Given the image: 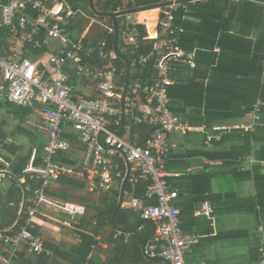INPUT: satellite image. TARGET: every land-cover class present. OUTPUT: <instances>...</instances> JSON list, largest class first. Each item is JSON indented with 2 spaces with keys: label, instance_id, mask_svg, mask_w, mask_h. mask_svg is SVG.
Segmentation results:
<instances>
[{
  "label": "built area",
  "instance_id": "obj_1",
  "mask_svg": "<svg viewBox=\"0 0 264 264\" xmlns=\"http://www.w3.org/2000/svg\"><path fill=\"white\" fill-rule=\"evenodd\" d=\"M116 1L118 7L114 13L126 10L135 0ZM178 1H164L171 4L159 11L161 18L153 36L144 38L153 41L150 55L130 64L131 68L144 67L153 59L155 74L150 82L135 79L125 87L120 81L124 73L118 66L121 53L106 38L97 40L89 32L95 23L107 36H113L115 28L111 23L74 11L67 0H0V93L5 101L29 111L33 119L26 124L47 138L41 156L37 149H32L22 176L16 178L19 185L23 186L28 179L39 181L40 186L24 188L29 197L25 198L16 230L11 234L0 232V264H17L22 254L43 253L45 241L34 232L35 224L42 226L51 220L60 227L73 229L74 220L85 216L84 205L58 201L47 195L53 183L64 176L83 180L91 193L118 192L120 208L134 209L142 221L151 222L154 231L150 243L143 247L144 256L161 257L166 264H205L186 261V256L204 236L184 232L181 209L175 204L178 192L167 182L174 175L167 170L172 152L170 138L202 131L191 127L170 109L172 65L196 68L195 53H186L178 45V36L183 33L175 19ZM77 14L89 19V25L72 38L67 25ZM126 23L117 26L118 36L126 45L136 46V26H146V20L138 22L127 16ZM79 84L91 88L94 95H78ZM126 119L152 128L142 146L120 136L119 130ZM254 119L259 120L257 116ZM67 131L81 147L82 157L77 166L54 162L57 156L71 152L74 147L65 137ZM212 140L213 137L207 136L205 144L210 146ZM239 161L252 163L254 159L246 157ZM207 165L220 166L222 162L208 161ZM12 178L8 169H0V183ZM138 180L148 182L142 199L135 193ZM118 182L119 187H115ZM126 183L129 188L125 187ZM48 211L67 220L49 217ZM196 214L214 220L208 202L200 204ZM258 230L263 233L262 227ZM85 234L97 242L92 246V251L96 250L100 238ZM260 252L258 264H264V249Z\"/></svg>",
  "mask_w": 264,
  "mask_h": 264
},
{
  "label": "trees",
  "instance_id": "obj_2",
  "mask_svg": "<svg viewBox=\"0 0 264 264\" xmlns=\"http://www.w3.org/2000/svg\"><path fill=\"white\" fill-rule=\"evenodd\" d=\"M139 5H151L157 0H135ZM74 11L83 10L87 15L99 20H109L106 17H97L90 10L88 0H69ZM96 0V7L105 14L116 11L118 4L115 0L100 2ZM151 15L153 12L150 13ZM146 13L141 14L145 20ZM176 24L183 28V33L178 36V45L186 53H195L196 69L187 72V66L181 64L172 65V75L176 77L175 84L169 88L170 109L177 115L183 117L190 126H204L211 130L213 125H228L232 121L243 118L255 111L259 106L261 125L252 131L229 130L215 133L219 140L211 141L212 148L206 149L204 142L206 134H187L184 136L183 145L171 153L167 170L172 173H180L177 178L167 179L168 184L178 192L177 206L181 209V227L186 233H197L208 236L212 232L210 220L199 216L195 212L200 204L209 202L214 210V216L224 214H242L255 218V229L263 225L264 234V167L256 164L251 171L240 172L238 158L253 155L258 163L264 162V5L248 0H206L189 3L180 6L175 12ZM87 20L77 14L69 19L67 28L72 35H79L84 29ZM152 26L148 21L146 22ZM234 25V28H232ZM140 33L136 46L126 45L119 38L117 43L118 51L132 64L139 57L150 55L153 41L144 40V27L138 26ZM98 37H106L103 28L96 26L94 29ZM110 46L113 45V38L106 37ZM113 47V46H112ZM215 47L219 48L215 52ZM124 63H119V69L124 70ZM185 70L187 78L179 79V73ZM155 74L154 60H150L144 67L136 66L129 76V81L141 79L149 82ZM0 109H9L18 118L16 130L9 134L3 130L8 122L0 121V139L5 140L8 135L25 137L30 143H34L36 136L32 130L24 126L26 119L31 113L14 104L3 102ZM8 110V111H9ZM9 111V113H11ZM152 132V128L144 124H136L126 119L119 130V134L125 137L130 143L142 146L146 138ZM66 137L74 139L73 135L66 134ZM8 151L13 160L5 155L2 156L10 165L8 170L13 176L11 187L5 194L0 192V231L11 234V228L19 218V211L22 203V188L30 187L36 189L40 186L39 181L26 179L25 183L19 185L16 178L22 176L29 154H23L22 148L16 145L10 146ZM41 152V147L39 148ZM205 158L210 161L223 160L224 165L218 169L207 170L203 168L198 172L186 175L185 170L192 166V159ZM65 165H76V162L68 155L60 154L58 161ZM3 165L0 162V169ZM221 175L230 176L235 181H254L256 196L248 199L238 197L234 192L224 195H213L211 181ZM15 178V179H14ZM57 183L66 186L71 190L84 189V181L77 180L70 176L61 177ZM127 184V183H126ZM125 184V187H126ZM139 194L144 195V189L148 185L146 181L138 180ZM27 196L29 193L26 192ZM54 196L66 200L69 196L64 192L52 193ZM109 197H108V196ZM102 195L98 200L84 198L86 215L77 217L74 220L73 229L89 230L94 234L101 233L108 224H116L119 231L131 232L135 226L141 223L136 230H147L146 239L153 235V224L142 221L140 214L138 219L132 223L119 225V215L125 216L126 212H116L117 206L114 199H118V192L112 195ZM155 203V200L151 201ZM100 203V205H98ZM12 204V206H10ZM116 214L114 215V213ZM93 223H95L93 225ZM123 223V220H122ZM121 227V228H120ZM80 243L73 252L74 264H93L91 253L95 241L86 234L78 233ZM246 232L243 237L249 238ZM150 237V238H151ZM254 237V247L250 252V258L242 264H258L261 258V235ZM145 239V240H146ZM2 245L0 243V256ZM45 252L40 255L25 256L36 257L37 260L27 261L28 264H45ZM72 256V254H71ZM71 260V257H70Z\"/></svg>",
  "mask_w": 264,
  "mask_h": 264
},
{
  "label": "crops",
  "instance_id": "obj_3",
  "mask_svg": "<svg viewBox=\"0 0 264 264\" xmlns=\"http://www.w3.org/2000/svg\"><path fill=\"white\" fill-rule=\"evenodd\" d=\"M67 1L71 5L69 0H67ZM164 1L165 0H157L156 3L151 4V5H139L136 1H134V3L130 4L129 7L126 8V10H124V11H131V10H135L138 8H143V7H148V6H152V5L167 3ZM203 1H206V0H203ZM232 1L237 2L234 0H232ZM95 3H96V0H93V5H94L95 10L97 12L103 13L96 7ZM193 3H195V2H193ZM88 6H89V10L91 11L89 0H88ZM180 6H184V5H180ZM163 8L151 9V10H146V11L132 13L129 15H124V16L118 17L116 20L117 26L118 25H126L127 24L126 23L127 16L130 17L131 19L135 20V21L141 22V21H143V19L141 18V14L146 13L145 20H146V22L147 21L150 22V24L152 26L148 27L147 25L143 26L142 24H137V26H136V31H137L136 41L140 36V33L138 31V28H137L138 26L144 27L145 35L143 38H146L147 35L153 36V34L155 32L156 23L161 18V14L159 11L162 10ZM77 11H79L83 14H86V13H84L83 10L78 9ZM114 12L115 11H113L112 13H114ZM151 12H153L152 15L150 14ZM112 13H110V14H112ZM87 16H89L90 18H95V17L90 16V15H87ZM95 16H97V15H95ZM97 17H99V16H97ZM105 17L109 20L107 21L106 19L105 20H99L97 18H95V19L97 21L104 22V23L107 22L108 24L111 23L113 25L111 18H109L108 16H105ZM147 18H148V20H147ZM88 25H89V23H88ZM176 25L181 27L179 24H176ZM86 26H84V29ZM232 28H234V25H232ZM92 29H93V25L91 26V29L89 30V32L91 33V37H94L97 40L103 39L106 37H111V36H107L105 34V32H103V34L106 37H98V35L95 34V32H93ZM82 32H81V34H82ZM79 35H76V34L72 35V33L70 32V37H72V38H75ZM114 36L115 35L112 36L113 48H114ZM119 38L120 37L118 36V40H119ZM117 43H118V41H117ZM214 50H215V52H218L219 48L215 47ZM121 61H122V63H124L123 64L124 70H126L125 62L122 58L119 61V63ZM119 63H118V66H119ZM129 64H131V63L129 62ZM186 68H188L186 70L187 72H191V71L196 69L195 68V69L191 70L189 67H186ZM132 70H133V68L130 67V73L132 72ZM172 70H173V68H172ZM186 71L182 70V72L179 73V79L181 78L182 81L185 80L184 78H187ZM123 73H124V76L122 78H120V81L125 83L126 73L125 72H123ZM130 73H129V76H130ZM171 75H172V71H171ZM172 80H173V85H174L175 81H176V77L174 79L172 78ZM143 82H145V81H143ZM145 83H147V82H145ZM78 95H85L87 97H90V96L94 95V91H92L91 88L86 87L85 84H79L78 85ZM0 98H2V102H0V104H2L3 102H7V101H5V98L2 96L1 93H0ZM257 106L258 107L256 108L255 111L251 112L250 114L246 115L243 118L232 121L228 125L216 124V125H213L211 130L206 129L204 126H200L198 128H202V131L194 132L191 134H206V136H211V137H213V139L219 140V135L214 136L215 133H219L222 131H229V130H245V131L249 130V131H252L258 125L262 124L261 123L262 120H260V116L258 114L260 105L257 104ZM8 110L9 109H0V121L6 120L8 122V124L6 126H3V130L6 134H9L11 131H13V129L16 130V127H17L16 124L18 123V118H16V116L13 115L12 111L9 110L11 112V113H9ZM254 116H257L259 118V120L256 121L254 119ZM179 117H181V116H179ZM181 118L183 119V117H181ZM30 119H33V117L31 116L30 118L26 119V121L30 120ZM26 121L24 124V126L26 128H28L32 131L36 130L33 127L28 126L26 124ZM191 127H193V126H191ZM68 133H69V135H73L71 132L67 131V134ZM19 138H25V137L16 136L15 138H13V137L8 135V138H6L5 140L0 139V162L3 165L2 169H8V167L10 165L6 160H4L2 158V156L5 155L6 157H9L13 160V158H12L13 156L8 151V148L10 146H13V145H16L19 147L22 146ZM66 138H68L72 142L74 147L72 148L71 152L66 153L65 155L66 156L69 155L71 157V159H73V161L76 162V165H73V166H77L81 160V157H82L81 147L75 142V137H74V139H71L69 136ZM179 138H184V137H172V138H170V143L172 145V152L171 153L176 152V150H178V148H180L183 145V142L178 141ZM25 140L28 141L27 138H25ZM46 140H47V138H46ZM205 142H204V145H205L206 149L212 148V145L207 146L205 144ZM43 146H32L29 149L28 154H30L32 149H37V151H38L39 148L41 147V152L39 153V151H38V154L41 156V154L43 153ZM246 157L254 159V162H252V163L244 162L243 163V162L239 161V158H238L236 160V162L239 164V171L240 172L251 171L253 169V167L256 166V164H260V166L264 167V162L258 163L253 155L245 156L244 158H246ZM58 158H59V156H57L54 159L55 163H57ZM240 159H243V157ZM208 161H210V160L205 159V158H194V159H192V166L187 168L190 170V173L186 172L187 171V169H186L185 174L189 175V174H192L194 172H198V171L202 170L203 168H207V170L212 169V168L218 169V168L222 167L225 163V161H223V160H215V161H221L222 165H220V166H209V165H207ZM6 164H7V166H6ZM242 169H244V170H242ZM173 174L174 175L171 178H177L178 176L181 175L180 173H175V172ZM263 174H264V169H263ZM11 180L12 179H7V180L0 183V192L1 193L5 194L6 191H8V189L11 187V183H12ZM24 183H25V181H24ZM115 187H119V182L116 183ZM126 188H129L128 184H126ZM22 190H23V195H22L23 197H22V203H21L19 214L21 213L22 206L25 204L24 203V197L25 198L29 197V196H27V194L23 188H22ZM64 191L69 196L66 200L60 199V198H58L52 194L54 192L58 193V192H64ZM211 191H212L213 195H224V194L229 193V192H234L238 197L243 198V199H248L251 197L253 198L256 196V187H255L254 181L252 179L243 180V181H235L230 176H227V175H221L220 177L213 179L211 181ZM113 192H115V191H113ZM46 193L48 196L52 197L55 200L64 201V202H71V203H76V204H82L85 207H86V205H85V202L83 201L84 198L90 199L91 197H93L96 200H98V198L100 196L108 194L105 192H95V193L89 192L87 190L85 182H84V189H82V190H79V189L71 190L68 187L62 186L59 183L55 182V183H53L52 187L49 188L48 191H46ZM112 193H110L109 195H112ZM135 193H136V196L138 198H140V199L143 198V195L139 194V186L137 185V183L135 185ZM75 194L80 195V198H81V199H78L77 202L71 201L72 200L71 196H73ZM93 198H91V199H93ZM96 200H94V201H96ZM114 201H115L116 206H117L116 212L121 210V213L122 212L127 213V214H124L125 216L119 215V219H120L119 225H122L125 223H130V222L133 225L135 223V221L138 219L139 212L134 210V209H131V208H120L119 203H118V199L116 198V199H114ZM175 204H176V201H175ZM98 205H100V203ZM10 206H12V204H10ZM86 212H87V209H86ZM116 212L114 213V215L116 214ZM196 212H197V210H196ZM196 212H195V217H199L196 214ZM213 213H214V210H213ZM47 214L49 215V217H52V218L59 220V221H63L65 219L67 220V217L54 214L53 212H50V211H48ZM122 220H123V223H122ZM210 222H211V226H212V232L207 237L205 236L200 241V243L198 245H196L192 248L191 253H189L186 256L187 262H189V263L204 262L205 264H242L243 262L247 261L250 258V252H251L252 248L254 247L253 235L255 232H256V234L261 235V245L262 244L264 245V240H263L264 234L260 233V231L258 230L259 227L263 228V225L260 224L258 226V228L254 231L256 222H255V218L253 216H247V215H242V214H224L221 216H214V220L210 221ZM94 224L95 223H93V225ZM39 225L40 224L34 225V232L37 233L38 235L42 236L44 241H45L44 246H43V252H45V254H46L45 258H44L45 264H74L72 262L73 252H74L75 247H77V245L80 243V237H79L78 233H80V234L89 233V234H92L94 237L100 238V245L96 248L95 255L94 254L91 255V262L93 264H166L163 260L152 259L154 257L144 256L143 247L146 244L150 243L151 235L149 238L146 239V233H147L146 229L142 230V231L136 230V227L138 228V226H140L141 223H139V225L137 224L131 232H123V235H121V236L118 235V232L122 233V231H119V228H118L119 226L116 224L114 225L112 223L105 226L102 229L101 233H99V234H94L92 231H89V230H81V229L75 230V229H70L67 227H60L58 224L53 223V221H51V220H46V222L44 224H41L42 226H39ZM2 232H5V231H2ZM246 232L250 234L249 238L243 237L246 234ZM191 233H193V232H191ZM126 236H127V238H126ZM94 245H97L96 241H95ZM71 254H72V256H71ZM70 257H71V260H70ZM224 257H225V259H224ZM36 260H37L36 257H31L28 259L25 257V259H21L17 264H28L27 261L35 262ZM32 264H34V263H32Z\"/></svg>",
  "mask_w": 264,
  "mask_h": 264
},
{
  "label": "water",
  "instance_id": "obj_4",
  "mask_svg": "<svg viewBox=\"0 0 264 264\" xmlns=\"http://www.w3.org/2000/svg\"><path fill=\"white\" fill-rule=\"evenodd\" d=\"M198 1H203V0H180V1L177 2V4L178 5H185V4L198 2ZM248 1L256 2V3H260V4L264 5V0H248ZM89 4H90V9H91L92 13H94L95 15H97L99 17L108 16L109 18H111V20L113 22V26L115 28L114 49H115L116 52H118V50H117L118 32H117V23H116V20H117L118 17L124 16V15H129V14H132V13L142 12V11H146V10L163 8V7L169 6L171 3L167 2V3H163V4H158V5H152V6H148V7L138 8V9L131 10V11H123V12L112 13V14H105V13L97 12L95 10V8H94L93 0H89ZM119 56H120V58H122L124 60L125 66H126V70H125V73H126L125 87H126L128 82H129L130 64H129L128 60L123 55L119 54ZM24 201H25V197H24ZM24 208H25V204L22 206V210H21V213L19 215V218H18L17 222L14 224V226L12 227L11 231H15L16 228L18 227V225L20 223V220L22 218V214L24 212ZM152 259L163 260L161 257H154Z\"/></svg>",
  "mask_w": 264,
  "mask_h": 264
},
{
  "label": "rangeland",
  "instance_id": "obj_5",
  "mask_svg": "<svg viewBox=\"0 0 264 264\" xmlns=\"http://www.w3.org/2000/svg\"><path fill=\"white\" fill-rule=\"evenodd\" d=\"M86 15V14H85ZM87 16V15H86ZM84 17V16H83ZM87 17H89V16H87ZM86 20H87V23H85V25H88V23H89V19H87L86 17H84ZM96 26H98V25H96L95 23L93 24V29L96 27ZM92 29V30H93ZM93 32H94V30H93ZM17 125V124H16ZM32 133L36 136V140H35V142L34 143H30V142H28V141H26L25 140V138H19V140H20V143L22 144V146H21V148H22V153L23 154H27V152L29 151V149L32 147V146H43L45 143H47V140H46V138L43 136V135H41L40 133H38L36 130H34V131H32ZM178 141H181V142H185V139L184 138H179L178 139ZM6 183V182H5ZM72 195V194H71ZM72 197V200L71 201H75V202H77L78 201V199H81L80 198V195H73V196H71ZM91 198H93V197H91ZM93 200H96L95 198H93ZM224 259H225V257H224Z\"/></svg>",
  "mask_w": 264,
  "mask_h": 264
},
{
  "label": "bare ground",
  "instance_id": "obj_6",
  "mask_svg": "<svg viewBox=\"0 0 264 264\" xmlns=\"http://www.w3.org/2000/svg\"><path fill=\"white\" fill-rule=\"evenodd\" d=\"M149 18V17H148ZM148 18H147V20H148ZM150 23V22H149ZM146 25L148 26V27H150L147 23H146Z\"/></svg>",
  "mask_w": 264,
  "mask_h": 264
}]
</instances>
